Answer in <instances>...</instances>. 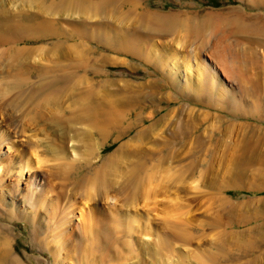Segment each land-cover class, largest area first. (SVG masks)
Instances as JSON below:
<instances>
[{
    "label": "rangeland",
    "instance_id": "1",
    "mask_svg": "<svg viewBox=\"0 0 264 264\" xmlns=\"http://www.w3.org/2000/svg\"><path fill=\"white\" fill-rule=\"evenodd\" d=\"M51 3H55V0H48V4ZM36 11L39 12V10ZM36 11L25 12L21 23L26 25L29 16ZM144 11L171 17L175 20L174 22L180 23V25L176 30L172 29V31L162 33L152 31V28H148L145 24L144 28H141L139 21L135 18L139 12ZM39 13L41 21H50L55 31L57 29L56 35L40 37L35 29L28 28L29 31L27 30L23 34L25 41L13 45L0 44L2 53L17 47L39 50L43 46L46 49L45 53L35 54L37 62H33L32 65L29 63L30 65L25 66L23 70L22 68L18 69L22 73L18 74L19 71H14V74L8 71V74H4L1 83L8 86L4 91L15 89L16 91H12L13 94L27 93L29 90H36L53 76L62 78V76L72 75L73 78L75 77L73 84L77 83L79 77H84L87 81L79 84L74 93L70 92L68 96H64L63 103L61 102L64 106V117L67 115L66 118H69L75 111L73 103L76 100L71 98V93L78 97H85L102 89L105 90L106 87L102 88V86L106 82H112L113 86L110 87L112 90L109 88L101 96H98L101 97L98 98L100 103L96 105L97 107L101 106L100 109H97L103 111V113L100 112L102 115L104 114L101 118L102 121L106 120L110 113L113 114L110 119L122 120L124 112L128 109V101L131 96L136 95L139 85H147L152 81L162 82L164 86L163 98L170 96L169 99H171L173 97V101H165L161 104L158 99L154 100L152 104L148 97L142 104L146 107V114L154 112L157 108L160 109L155 120L167 118L159 137L160 141H165V147L163 148L160 144H153L154 146L150 147L146 155L147 164L144 170L151 169L164 157L171 159L170 156L174 153L175 157L165 168L175 175L174 179L193 176L200 180L202 173H207L205 179L200 180L196 186L183 187L177 197L182 201L188 197L189 199L196 197L198 202H202L206 198L211 199L210 206L212 207H210V211L207 210L208 212L202 210L197 214L201 218L200 221H203L202 223H195L192 227H187V232L191 234V237L193 235L191 245L179 242L177 233L173 234L174 229L170 228L171 232L169 230L167 233L164 231L163 236L172 240L174 245L176 243L173 250L175 255H171V258L162 257V262L159 264H175L178 262L177 260H179V264L186 259L189 264H249L261 256L263 260L260 264H264V215L260 213L264 202V4L259 0H142V7L138 10L117 7L111 16L103 18L102 21L101 18L92 15L93 13H88L85 16L73 15V17L70 16V13V17L68 14L56 17L50 15V17L45 13ZM121 19L126 21L123 22ZM184 19L188 20L185 27L179 21ZM207 20L215 21L214 24L217 27L220 26L221 31L224 30L227 40L229 39V49L234 52L239 61L238 66L245 65V73L242 75L238 72L237 80L224 77L223 73L221 76L217 75L218 78L211 74L204 79L199 77L203 74V70H197L198 65L195 61H191V69H188V72H185L184 67L180 65L182 62L174 61L172 53L178 49L176 44L182 43L183 45L188 42L187 48L197 47L204 38L210 37L209 30L211 28H205L204 24ZM231 21L236 23H229ZM77 27H81L82 30ZM61 43L66 47L80 46L81 50L87 47L89 53L86 52L87 54H83V58H81L82 56L77 55L74 49L69 52L63 49L67 54L61 53H65L64 55L67 56L52 55L54 53L52 50ZM132 47L138 50L137 54L129 51ZM49 50H51V54L48 52ZM177 51L186 58V53L183 50L179 48ZM62 55L63 57H61ZM78 56L81 59H78ZM8 57H5L6 60L9 59ZM100 57H108L111 62L98 66L93 61ZM90 59L89 66H79L81 60L89 62ZM17 74L20 77H16ZM12 79L16 82H13ZM10 80L21 87H17L19 91ZM200 80L206 81L203 85L204 88L198 84ZM125 83H129L133 87L126 88ZM143 88L144 91L149 90L142 86ZM106 92L109 93L108 96ZM199 92L202 94L201 97L198 95ZM41 94V91H37L32 95L27 107H33ZM148 94V92H144L143 95L147 96ZM161 97L158 96L159 99ZM202 111L215 114L217 119L221 116L219 119L222 120H218L222 121L221 124L213 123L214 119L206 122L201 121L196 113ZM75 113L77 112L75 111ZM131 119L133 118L131 117ZM85 121L84 124H76L72 127V123L66 120L61 130L66 132L67 137H54L51 141V145L56 149H63V151L66 149L64 152H69L67 161L71 160L72 162L69 163L75 164L74 172L70 171V174L65 175L66 180L64 179V181L67 184L60 181L66 186H64L65 190H74H71L70 194L78 193L76 190L81 186L78 187V182L74 180L80 178V175L88 174V167L101 166L121 144L135 138L139 130V128H134L119 142L114 141L116 134L110 132L106 138L108 140L105 147L101 150L98 163L90 165L88 162L81 161L80 156L73 151L74 145L79 144L76 142L78 140L77 133L82 132V129L88 125L89 121L87 119ZM147 124H152V122ZM43 126L40 127L45 130L46 126ZM38 128H33L30 133H37ZM69 132H72L70 133L71 137L73 135L72 138L76 136L75 140H69ZM3 149V152H6L9 147ZM162 149L163 153H161ZM151 152L152 154H150ZM43 153V157H45L47 153ZM46 157L51 158L49 155ZM63 164L67 163L63 161ZM50 165L52 163L46 168L50 169ZM129 170L130 168L127 171L129 172ZM44 171L47 173V170ZM30 175L28 172L25 174L24 182L19 187V196L24 188L28 190L30 184L26 179ZM137 177L135 180L139 181L141 176ZM126 178L121 192L117 193L119 203L116 211L121 212L120 214H127V206L131 203L134 191L129 183L131 179ZM54 182L55 180L49 184L48 180V185L53 187L58 184L57 191L64 190L62 184L56 181L55 185ZM1 187L5 188L0 184V225L12 229L13 256L20 257L23 264H120L119 262L121 264H155L150 256H138V258L124 260V256L128 254V243L134 251L139 248L138 237L134 235L135 237L132 239L127 228L125 230L126 226L120 225L121 228L112 226L99 230L98 227L96 230L87 228V221L85 217H82L80 209L85 208V212H88L98 204L97 202L83 205L81 197L78 195L77 198L71 200L73 202L67 204L65 200L61 199L64 198L62 197L64 195L60 196V193L57 192L51 193V197H54L55 200L59 199V203L63 204V206H59L61 209L66 205L65 217L64 213H61L63 211H58L55 205L47 207L46 211H40L39 205L34 201L22 202L18 197L16 200L11 199V204L8 202L3 204ZM103 206L110 211L108 203ZM68 212L70 215L67 214ZM61 214L64 219L60 231L56 225L60 221ZM150 217L158 218L156 213H152ZM35 220L38 224L34 226ZM69 229L74 231L72 240L68 238L65 242L60 243V240L63 239L61 232ZM201 239L205 240L198 242ZM2 244L4 245L0 238V254L3 253ZM119 249L121 250L119 251ZM1 258L3 259V256L0 255ZM1 261L0 264H3Z\"/></svg>",
    "mask_w": 264,
    "mask_h": 264
},
{
    "label": "bare ground",
    "instance_id": "2",
    "mask_svg": "<svg viewBox=\"0 0 264 264\" xmlns=\"http://www.w3.org/2000/svg\"><path fill=\"white\" fill-rule=\"evenodd\" d=\"M259 2L264 4V0H259ZM117 7H129L130 10H138V8L142 7V0H55V3H51L50 5L48 4V0H0V44L9 43L13 45L25 41L23 34L26 33L27 30L29 31V29H35V31H37V35L40 37H48L53 34L56 35L57 29L55 31V28H53V25L50 23V21H41L39 18V12L45 13L46 16L51 15L53 17H56L57 15L61 16V14H68L69 16V13L71 17H73V15L85 16L88 13H93L92 15L96 16L97 18H101L102 21L103 18H108L109 16H111L113 12L117 10ZM31 10H39V12L36 11L33 15L29 16L26 25H24V23H21V19L24 18L25 12L30 13ZM135 19L139 21V25L141 26V28H144L145 24L148 28H152V31L157 33L172 31V29L176 30L180 25V23L174 22L175 20L171 17H163L162 15L145 11L139 12V14L136 15ZM121 20L123 22L126 21L123 19ZM179 21L182 23L183 27H185L188 20L184 19ZM214 22L213 20H207L204 23L205 28H211L209 30L210 37L204 38L203 42H201L197 47L187 48L186 45L188 42L183 45L182 43L176 44V47L178 48L177 50H179L180 48V50H183L186 53V58L182 57L177 50L173 51L172 56L174 57L175 62H182V64L180 65L184 67L185 72H188V69H191V61H195L198 65L197 70H203V74L199 77H203L205 79L207 76L212 74L215 78H218L219 76L217 75L221 76V74L223 73L224 77H229L231 79L237 80L238 72H240L242 75L245 73V65L242 66L241 64L238 66L237 63H239V61L236 59V55L231 49H229V39L227 40V37L223 32L224 30L221 31L222 29H220V26L217 27ZM229 23L236 22L231 21ZM78 29L82 30L81 27ZM83 31H85V29H83ZM68 47H66V45L63 43L57 44L55 46L56 50H54L55 48L52 50L54 52L52 55L55 56L58 54L59 56V54H63L61 53L65 52L63 51V49L67 50L68 52L71 49H74V52L77 55L82 56L81 58H83V54L86 55L87 53H89V49L87 47V49L84 47L83 50H81L80 46ZM44 50L46 49L43 48V46L42 49L39 50L17 47L4 51L3 53L0 52V184L4 185L5 187H1V190L3 191L1 193L3 204H6V202L11 204V199L16 200L18 197V199L22 200V202H26V200L29 202L34 201L39 205L40 211H46L47 207L55 205L57 206V210L63 211L61 213H64L65 215L66 205L63 209H61L59 206H63V204L61 202L59 203V199L55 200L54 197H51V193L54 194L57 192L60 193V196L64 195L62 196L64 198L61 199L63 201L65 200L67 204L73 202L71 200H74V198L76 196L78 197V195H80V200L83 202V205H86L89 202H97L98 204H96V206L90 209L88 212H85V208L80 209L82 217H85V220L87 221V228H89L90 230H96L98 227L99 230L101 228L112 226L118 228V226L120 227V225H124L126 226L125 230L127 228L132 239L135 237L134 235L138 237L137 244L139 248L136 251L130 248L129 243L128 245L126 243L128 249V254L126 256H128L129 258L124 256L125 259L124 257L123 259L125 261H127V259H132L135 257L138 258V256H150L151 260L154 261L153 263L159 264L162 262V257L169 258L171 255L174 256L175 253L173 252V250L176 247V243L174 242V245L172 243V240H169L167 239L168 237L163 236L164 231H166L167 233L169 230L171 232L172 229H174V233L172 232L174 235H176L177 233L176 236L179 242L182 241L186 243V245H191V243H193V235L191 237V234L187 232V227H192L195 223L200 224L203 222L200 221L201 218L198 217L197 214L202 210L208 212L207 210L212 207L210 206V201L212 200L206 198V200L198 202L196 197H190V199L188 197V199L185 198L186 200L184 199L185 201H182L177 197V194L185 186H196L200 182V180L202 181V179H205L207 173H202V176H200V180H197L193 176L190 178L181 177L180 179H174L175 175L165 169L166 166L170 164V160H173V158L175 157L174 153L171 154V159L164 157V159L162 158V161L155 164L151 169L144 170V167L147 164L146 155L149 152L150 147L153 144H160L161 146H163V148L165 147V141H160L159 137L161 134L160 131H162L161 128L164 124H166L167 118L164 117L162 119L155 120L157 112L160 109L157 108L154 112L146 114V107L142 105L144 104V100L148 99V97L152 104L156 99L160 101V104L164 103L165 101H173V97L169 99L170 96H168V98H163L164 86L162 85V82L152 81L147 85H142L145 88H149L148 91H144V88L142 89V86L139 85L136 90V95L131 96L128 101V109L126 110V112H124L123 119L121 118L122 120L119 119V121L110 119L113 115L110 112V114H108V118L102 121L101 118L104 114L102 115L100 112L103 113V111L98 110L101 106L97 107L96 105L97 103H100V100H98V98L100 99L101 97L98 96H101L105 92V90H109V88L113 86L112 82H106L102 86V88L106 87L104 88L105 90L102 89L100 91H97L96 93L88 94L85 97L80 96L81 98L75 96V94L72 93H74L79 84L86 82L87 79H85L84 77H79L77 83L75 82L76 84H73V80L75 77L73 78L72 75L67 77L62 76V78L53 76L52 79L46 81L45 84L38 87L36 90H29V92L27 93L13 94L14 92L12 91H16L15 89L12 91L8 90V92L4 91L7 90L6 88L8 87L1 83V79L4 74H8L9 72L14 73V71L17 72L21 68L23 70L25 66H29L30 64L32 65L33 62H37V56L35 54L44 52ZM129 51L134 54L138 53V50H135L134 47L130 48ZM48 52L50 53L51 50H49ZM63 55L61 57H63ZM6 56H9L8 60H6ZM65 56L67 55H64V57ZM79 58L80 57L78 56V59ZM88 61L89 62H85L84 60V62H82L81 60L80 64H76H79V66L81 65L80 67H87L91 64V59ZM93 62L98 64V66H103L109 64L111 62V59L108 57H100ZM54 69L55 68H53V70ZM20 72L22 73V71H19L18 74H20ZM16 77L20 76L18 75ZM13 80L14 79H12V81ZM175 81H178V79H175ZM13 82L12 84H15ZM17 83H19V81H17ZM205 83L206 81H198L200 87H203ZM2 84L4 85L3 88L1 87ZM8 84L9 83H7V85ZM17 85L16 88L20 87ZM124 86L126 88L133 87L129 83H125ZM18 89L19 88H17V90ZM37 91L42 92V94L38 98V103L35 102V105L33 103V107H27L30 104L32 95L36 94ZM70 92H72L71 98L73 97V100L76 99L74 101L75 104L73 103V105L75 106L73 107L77 113H75L74 111L73 115H71L69 118H66L67 115L64 117L65 111L63 109L64 106L61 104V102L63 103L62 100L64 99V96H68ZM144 92H148L149 94L147 96L143 95ZM108 94L109 93H107V96ZM198 95L199 97H201V92H199ZM158 96L162 97L159 99ZM196 114L201 121L206 122L214 119L213 123L221 124L222 122L218 121L222 120L219 119L221 116L217 119V116L213 113L210 114L209 111H202ZM131 117L133 119H131ZM86 119L89 121H87L88 125H86V127L82 129V132L77 133V137L75 136L76 133L74 135L76 138H78L76 142H78L80 145L75 144L73 151L76 153V155L80 156L81 161L88 162L90 165H95L98 163L97 161H99L101 150L105 147V144L108 140L106 138L108 137L110 132L116 134L114 141L119 142L123 138H125L134 128H139V130L135 138H132L130 141L121 144L101 166H98L96 168H94V166L88 167L90 174L88 173L80 175V178L74 180L78 182L77 186H81V188H78V190L80 189L79 191L76 190L78 193L75 192L72 193V195L70 194L72 189H69L70 191L65 190L66 186L63 184H67L64 181V179L66 180L65 175L74 172L75 164L69 163L72 162L71 160L67 161V157L69 159V152H64L66 149L64 151L63 149H56L55 146L51 145V141L54 137L58 138L59 136H66V132L61 130L66 120H69L72 123L73 127L76 124H84V122L86 123ZM150 121L152 122V124H147ZM41 125H44L43 127L46 126L45 130L41 129ZM36 127H39L38 132L36 131L37 133L31 134L30 131ZM70 133L72 132H69V134ZM68 136L70 137V141L72 139L75 140V137L72 138L73 135L72 137L71 134ZM4 147H9L8 151L3 152ZM43 152L47 153V155L51 156V158L46 157L47 155L43 157ZM161 153H163V149ZM150 154H152V152ZM72 159L74 160V158ZM63 161L67 164H63ZM50 163H52V165H50V169H47L46 166ZM128 168H130L129 172L127 171ZM43 169L47 170V173ZM27 172L31 174L30 177L26 179V181L28 180L30 186L28 190L24 188L23 192L19 196V187L21 186V183L24 182L25 174ZM139 175L141 176V178L139 177ZM212 175H214V173ZM137 176L140 178L139 181L135 180ZM125 177H127L126 179H131L129 183L132 185L134 191L132 193L131 203L127 206V214H120L121 212L116 211V208H118L117 204L119 203L117 193L121 190ZM48 180L49 184L54 180L55 182L57 181L59 183L60 181L64 182L63 184L60 183L63 185L64 190L61 189V191H57V182H54L57 188L56 186L51 187V185H48ZM52 185L54 184L52 183ZM62 191H64L65 193H63ZM105 203L109 204L110 211L106 210L103 206V204ZM213 204L211 203V205ZM262 206L263 207L261 208L260 213L264 215V202ZM152 213H156L158 218L153 219L152 217H150ZM62 214L60 216L61 218L59 219L60 221L58 222V224L56 223V228H60V231L61 227H63L62 225L64 219ZM67 214L70 215L69 212ZM159 219H161L162 222L159 221ZM33 223L34 226L38 224L36 220ZM61 234L63 235V239L60 240V243H62V241L65 242L68 238L72 240L74 231H72L71 229H69L68 231L64 230V232H61ZM0 238L2 240V243H4V245L2 244L3 246H1L4 253V255L3 253L0 254L1 256H3V259H0V261L2 260L1 263L23 264L20 257L18 258L13 256L14 250L12 249V229L0 225ZM203 240L205 239H201L198 242H201ZM251 246L253 247V245ZM120 250L121 249H119V251ZM197 256V258H199V255ZM213 256L216 258L215 255ZM215 258L214 260H212L215 261ZM262 260L263 258L261 256L256 258L249 264H260ZM177 261L179 262V260ZM178 262L175 264H178ZM119 263L121 264V262ZM181 263L189 264L187 259L181 261L179 264Z\"/></svg>",
    "mask_w": 264,
    "mask_h": 264
}]
</instances>
